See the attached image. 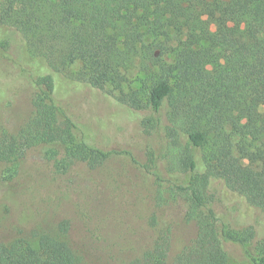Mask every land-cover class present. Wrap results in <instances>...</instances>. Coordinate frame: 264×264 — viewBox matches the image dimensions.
I'll return each mask as SVG.
<instances>
[{
  "label": "trees",
  "instance_id": "trees-1",
  "mask_svg": "<svg viewBox=\"0 0 264 264\" xmlns=\"http://www.w3.org/2000/svg\"><path fill=\"white\" fill-rule=\"evenodd\" d=\"M3 28L21 39L13 63L32 89V113L16 133L0 128V172L12 176L33 147L65 169L127 154L94 144L57 96L60 78L112 88L158 140L144 161L133 157L152 180L153 243L130 264H226L227 241L256 242L248 264H264V0H0ZM136 59L145 79L126 91ZM180 202L196 236L169 262L167 209ZM35 238H0V264H77L68 242Z\"/></svg>",
  "mask_w": 264,
  "mask_h": 264
},
{
  "label": "rangeland",
  "instance_id": "rangeland-1",
  "mask_svg": "<svg viewBox=\"0 0 264 264\" xmlns=\"http://www.w3.org/2000/svg\"><path fill=\"white\" fill-rule=\"evenodd\" d=\"M0 37L9 40L6 49L0 47V128L16 133L32 113V89L13 63L19 55V35L3 28ZM78 67L74 65L72 71ZM126 76V91L143 84L138 59ZM113 94L118 91H84L81 84L58 80L59 104L88 138L101 148L129 154L112 155L97 168L76 162L65 169L41 147L26 148L12 176L7 169L0 172L3 241L24 236L36 243L37 232H48L73 247L77 264H130L152 246L153 233L147 223L153 203L152 180L142 174L133 157L144 161L158 140L145 132L142 113L128 114ZM230 201L226 198L220 206L227 216L234 210L229 211ZM167 212L175 221L170 262L195 238L196 226L185 219L181 202ZM63 220L70 223L67 234L59 231ZM226 247V264H248L259 251L256 242L227 241Z\"/></svg>",
  "mask_w": 264,
  "mask_h": 264
}]
</instances>
